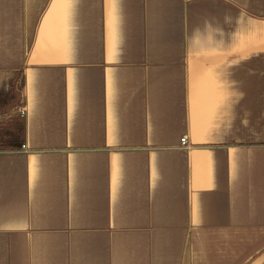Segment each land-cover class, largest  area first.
<instances>
[{
    "label": "crops",
    "instance_id": "1",
    "mask_svg": "<svg viewBox=\"0 0 264 264\" xmlns=\"http://www.w3.org/2000/svg\"><path fill=\"white\" fill-rule=\"evenodd\" d=\"M18 120L0 264H264V0H0Z\"/></svg>",
    "mask_w": 264,
    "mask_h": 264
},
{
    "label": "trees",
    "instance_id": "2",
    "mask_svg": "<svg viewBox=\"0 0 264 264\" xmlns=\"http://www.w3.org/2000/svg\"><path fill=\"white\" fill-rule=\"evenodd\" d=\"M17 73V77H18V80H17V84L16 86H14V89H13V92L14 94L16 95L17 99L19 100L17 102V105H16V110L19 109L21 107V104H22V90L20 89V83H21V78H22V73L21 72H16ZM17 124V136L16 137H12V142L10 139H8L10 136L8 135V138L7 139H1L0 138V149L2 150H8V149H15V148H19L21 146V143L23 141V137H24V123L23 121H20L18 120V123ZM10 142L11 143H14V144H11L10 145Z\"/></svg>",
    "mask_w": 264,
    "mask_h": 264
},
{
    "label": "built area",
    "instance_id": "3",
    "mask_svg": "<svg viewBox=\"0 0 264 264\" xmlns=\"http://www.w3.org/2000/svg\"><path fill=\"white\" fill-rule=\"evenodd\" d=\"M22 112V111H21ZM186 139L185 138H181L180 139V142H181V144H184L186 141H185Z\"/></svg>",
    "mask_w": 264,
    "mask_h": 264
}]
</instances>
